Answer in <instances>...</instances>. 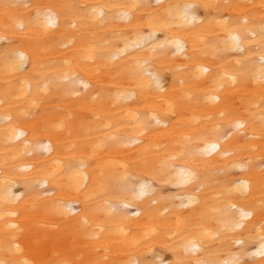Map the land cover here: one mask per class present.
Segmentation results:
<instances>
[{"label":"bare ground","instance_id":"1","mask_svg":"<svg viewBox=\"0 0 264 264\" xmlns=\"http://www.w3.org/2000/svg\"><path fill=\"white\" fill-rule=\"evenodd\" d=\"M0 264H264V0H0Z\"/></svg>","mask_w":264,"mask_h":264}]
</instances>
